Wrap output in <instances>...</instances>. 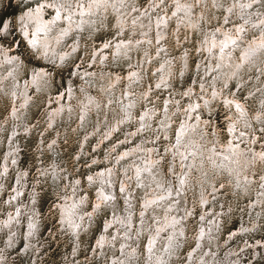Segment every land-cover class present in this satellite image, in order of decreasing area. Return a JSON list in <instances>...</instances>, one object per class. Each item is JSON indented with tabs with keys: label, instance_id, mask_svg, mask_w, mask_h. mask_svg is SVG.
Wrapping results in <instances>:
<instances>
[{
	"label": "clouds",
	"instance_id": "1",
	"mask_svg": "<svg viewBox=\"0 0 264 264\" xmlns=\"http://www.w3.org/2000/svg\"><path fill=\"white\" fill-rule=\"evenodd\" d=\"M0 264H264V0H0Z\"/></svg>",
	"mask_w": 264,
	"mask_h": 264
}]
</instances>
